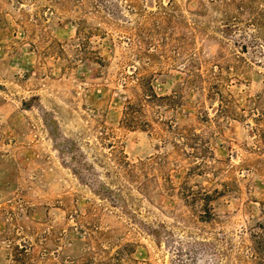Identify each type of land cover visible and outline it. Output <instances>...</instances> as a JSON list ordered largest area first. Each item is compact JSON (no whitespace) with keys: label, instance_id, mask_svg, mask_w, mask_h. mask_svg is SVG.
I'll list each match as a JSON object with an SVG mask.
<instances>
[{"label":"rangeland","instance_id":"rangeland-1","mask_svg":"<svg viewBox=\"0 0 264 264\" xmlns=\"http://www.w3.org/2000/svg\"><path fill=\"white\" fill-rule=\"evenodd\" d=\"M214 62L223 114L211 77L188 82ZM143 75L177 95L164 117L203 134L207 169L155 122L122 126ZM253 106L264 107V0H0V264H258L247 233L264 226V117ZM111 143L149 164L113 179ZM185 188L208 197L191 206Z\"/></svg>","mask_w":264,"mask_h":264},{"label":"trees","instance_id":"trees-1","mask_svg":"<svg viewBox=\"0 0 264 264\" xmlns=\"http://www.w3.org/2000/svg\"><path fill=\"white\" fill-rule=\"evenodd\" d=\"M217 1V0H215ZM80 32L79 37H80ZM212 69H209L205 66L202 72L196 70L188 69L189 77L188 82L193 84L197 79L201 81H206L208 79H213L215 82H209L207 84L209 97H217L219 101V106L216 109V113L223 114L227 112L228 108V99L224 97L221 93V87L219 79L222 78V66L218 62L212 63ZM199 67H196V69ZM211 71V74L208 75V72ZM140 93L136 99H126L124 104L121 124L125 128H135L138 127L141 130H151L154 129L153 122L157 124L156 130H161V137L163 141L169 143L173 148H179L180 151L185 154L187 157L196 158L195 167L199 171L205 170L209 167V162L213 159L212 152L207 145V141L203 137L202 133L195 131L193 126H180L173 123V119L164 117L163 109L166 107L174 108L173 105H177V95L168 94V95H157L151 86H149V81L146 75L139 77ZM202 87V86H200ZM206 87H202L204 90ZM251 112L256 115L255 120H261L264 117V107H251ZM171 132L174 135V140H171L166 134ZM111 146L110 156L112 157V162L114 167L117 170L109 172L110 176L114 179L119 176L124 177L127 180H131L141 173L142 168L147 164L145 162L139 161L138 163L130 162L127 159V156L124 155L121 151L114 146L113 143L109 144ZM187 148L189 150H187ZM83 169H88V167H83ZM145 185V184H144ZM141 186L144 188L145 186ZM101 189L102 193H111L107 186L104 184H99V190ZM109 190V191H107ZM183 200L194 206V202L199 200L203 202L208 197V192L202 190L193 196V193L186 192L187 189H183ZM262 212L264 213V201H262ZM200 215L210 217L211 214L200 211ZM258 229L260 232L248 231V238L250 244L248 245V253L251 259H254L258 264H264V226L262 222H259Z\"/></svg>","mask_w":264,"mask_h":264}]
</instances>
